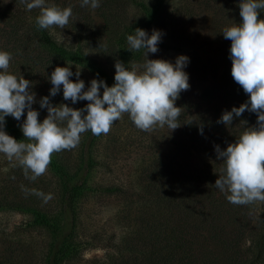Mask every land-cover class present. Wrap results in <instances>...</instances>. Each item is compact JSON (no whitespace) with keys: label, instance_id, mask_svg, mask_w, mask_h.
I'll list each match as a JSON object with an SVG mask.
<instances>
[{"label":"trees","instance_id":"obj_1","mask_svg":"<svg viewBox=\"0 0 264 264\" xmlns=\"http://www.w3.org/2000/svg\"><path fill=\"white\" fill-rule=\"evenodd\" d=\"M99 2L96 10L102 20L103 46L96 43L100 34L93 30L81 0H45L47 6L72 9L64 29H40L36 23L40 9L28 11L21 0H0V51L12 55L8 72L31 82V91L37 94L32 107L42 122L48 115L40 107L42 97L49 96L54 106L67 102L62 86L55 97L50 96L48 77L55 67H71L73 82L76 71L85 69L92 80H103L111 87L117 61L128 70L142 72L149 57L143 49L129 51L127 36L137 28L149 36L159 30L158 49L190 50V87L175 101L180 107V126L169 151H159L142 165L138 190L113 183L85 185L93 162L88 146L95 137L86 132L78 161L61 152L51 157L49 167L59 176L62 189L58 209L20 201L16 193L13 197L18 200L8 199L14 184L9 186L2 179L0 208L28 211L33 223L49 232L41 264H264V202L235 205L214 186L224 172L215 146L226 149L257 123L256 114L248 111L234 116L231 125L217 123L224 111L249 98L232 78L231 41L222 35L224 28L242 22L241 0ZM259 18L264 19V9ZM150 59H154L151 53ZM80 79L84 80L81 75ZM26 114L27 110L20 121L5 117L4 131L17 141L24 139L20 125ZM107 139L114 140L112 136ZM88 191L119 192L129 198L114 216L116 225L124 229L118 238L114 231L88 229L77 218L76 200ZM90 249L102 250L101 256L83 260L82 251Z\"/></svg>","mask_w":264,"mask_h":264},{"label":"clouds","instance_id":"obj_2","mask_svg":"<svg viewBox=\"0 0 264 264\" xmlns=\"http://www.w3.org/2000/svg\"><path fill=\"white\" fill-rule=\"evenodd\" d=\"M21 3L28 11L40 9L36 18L40 29H64L72 16L70 7L47 6L45 0H21ZM85 6L95 10L100 2L81 0V7ZM261 9H264V0H241L242 22L224 28L222 33L231 41L232 78L249 98L239 107L224 111L217 123L231 125L234 116L238 118L245 111L257 116L256 126L248 127L226 149L215 146L224 172L214 186L227 193V200L235 205L264 202V19L259 18ZM160 42L159 30H153L149 36L145 30L137 28L134 35L127 36L129 51L143 49L146 58L148 53L158 51ZM11 60V53L0 51V154L9 161L15 160L25 177L33 181L47 172L54 153L75 149L86 132L107 135L113 123L124 114L144 132L165 126L172 131L180 126L177 123L180 107L175 106V101L190 87L188 74L183 70L189 58L184 55L178 56L175 64L147 58L142 72L128 70L123 62L117 61L113 86L93 79L87 90L80 79V70L76 71L73 82L71 67L57 66L48 77L52 84L50 96L55 97L62 86L65 101L88 103L84 108L75 109L64 103L54 106L49 96L42 97L40 107L46 108L48 113L42 122L38 120L39 112L32 107L36 94L31 91V82L8 72ZM25 110L26 119L20 125L24 139L17 141L4 131L5 117L20 121ZM32 194L43 197L45 202L52 198L51 194L35 190Z\"/></svg>","mask_w":264,"mask_h":264},{"label":"rangeland","instance_id":"obj_3","mask_svg":"<svg viewBox=\"0 0 264 264\" xmlns=\"http://www.w3.org/2000/svg\"><path fill=\"white\" fill-rule=\"evenodd\" d=\"M84 9L93 30L100 34L96 43L101 46L105 45L101 28L102 20L98 16L97 10H93L89 6H85ZM91 39L93 38L91 37ZM110 45L115 49L113 44ZM85 51L93 57L96 56L87 48ZM151 54L154 59H163L173 64L180 55L190 59V50L187 48L158 49L156 53ZM148 55L150 59V53ZM187 68L188 64L183 69L186 73H188ZM80 73L84 78L85 90H87L92 79L85 69H80ZM100 91L102 95L103 88ZM87 103V101H78L73 104L69 100L64 104L81 109ZM176 134L177 130L171 131L167 126L157 128L152 132L141 131L133 125L129 116L124 114L121 119L113 123L107 135L93 137L88 146V155L92 157L93 162L89 166L85 185L101 182L104 184L113 183L134 190L140 189L139 175L142 165L150 161L151 157H155L159 151L167 153L169 142ZM83 136L84 134L81 135V140ZM110 136L114 140L109 141L107 138ZM80 149L81 141L75 149L64 150L60 154L69 160L78 161ZM30 175L31 173H29ZM1 179L4 181L3 183L14 184V190L9 192L8 199L18 200L17 197H19L20 201H35L40 207L48 206L54 207V209H58L60 206L62 194L60 178L49 166L45 174L33 181L25 177L24 170L15 160L9 161L6 156L0 154ZM33 190L45 195L51 194L52 198L45 202L43 197L32 194ZM15 193L17 197H13ZM128 199L125 194L119 192L107 195L103 192H85L76 200L77 218L88 229L114 231L115 238H118L124 229L116 225L114 216L118 209L126 205ZM48 236L49 232L46 228L33 223V216L28 211L17 208H0V260H4L5 264H19L20 262L21 264H41L40 258L45 251L44 242ZM101 254L102 250L100 249L83 250L81 257L84 260L92 256H101Z\"/></svg>","mask_w":264,"mask_h":264}]
</instances>
